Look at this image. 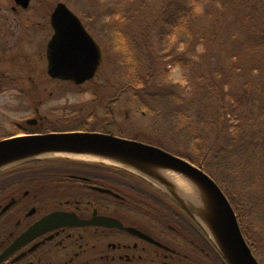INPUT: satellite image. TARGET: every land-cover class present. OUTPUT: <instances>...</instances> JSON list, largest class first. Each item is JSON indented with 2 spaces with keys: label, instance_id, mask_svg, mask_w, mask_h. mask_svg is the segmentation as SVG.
<instances>
[{
  "label": "trees",
  "instance_id": "trees-1",
  "mask_svg": "<svg viewBox=\"0 0 264 264\" xmlns=\"http://www.w3.org/2000/svg\"><path fill=\"white\" fill-rule=\"evenodd\" d=\"M64 2L69 4V0ZM77 5L83 11H76L80 15H90L95 9L111 19L108 23L112 50L117 53L113 56L114 66L118 64L120 72L125 70L129 74L130 84L124 88H128L143 111L155 115L158 108L150 107L151 101L165 95L174 97V111L168 114L174 113L179 135L194 144L196 155L165 148L160 142L154 145L190 161L218 184L236 213L246 243L264 264V255L256 248L259 244L249 238L250 230L255 232V224L246 222L245 226L247 220L243 217V189L251 187L249 177L252 174L264 183V175H257L261 169L264 173V0H78ZM198 6H204V10L200 12ZM198 46H202V54L192 66L189 57ZM207 58H216L214 71L210 78L207 71H196L192 77L193 98L186 100L180 96L175 85L165 87L167 65L177 64L195 71ZM234 78L241 80L244 90L251 86L260 90L259 100H250L243 93L238 95ZM252 114H258L255 118L261 123L248 131ZM107 126L110 125H88L73 131H97L153 144L151 139L145 140L135 132L109 130ZM77 168L71 172L91 177L101 167ZM221 176H226L228 182ZM230 177L237 178L236 186ZM160 204L171 212L162 199ZM169 214L172 230L162 235L174 239L178 253L174 255V264H226L190 218L175 211Z\"/></svg>",
  "mask_w": 264,
  "mask_h": 264
},
{
  "label": "rangeland",
  "instance_id": "rangeland-1",
  "mask_svg": "<svg viewBox=\"0 0 264 264\" xmlns=\"http://www.w3.org/2000/svg\"><path fill=\"white\" fill-rule=\"evenodd\" d=\"M9 1L0 0V6L8 7L7 3ZM77 1L69 0L68 7L75 12L78 10V12L83 13L80 10L81 7L77 5ZM57 3H64V0H34L29 11L12 12V61L15 60L14 55L15 57H26L31 63L34 73L32 75L31 70L27 80L23 83L20 82V84L16 83V81L12 82V84H9L7 81L0 82V137H3L5 134L7 135V132H12L13 134L20 131V128H28V126H25L26 120L28 122L35 121L33 125H29L35 131L34 133H39L37 131H40V128L47 129L48 132H55L78 129L82 124L98 128L102 127V125H110L106 127L109 130L120 128L127 131H136L141 138L145 140L146 138L151 139V143L153 144L160 142L161 146L165 148H172L174 151L182 154L196 155L194 153V144L192 145V142L190 143L184 135H179L174 119L168 114L171 110L174 111L173 96L165 95L161 99L156 98L151 101L150 107L158 108V112L155 115H151L148 112L149 110L143 111L141 106L135 102V99H132L128 88H124L130 84L131 79L125 70L120 72L118 64L114 66L113 56L117 53L112 50V35L111 31H109L111 24L108 23L111 19L106 15H99L95 9L91 10L92 15H90L93 18V23H90V27L99 35V38L106 39L108 48L107 59L103 62V68L98 76L93 80V85L86 84L82 87H71L69 85H55L52 82L45 81L46 79L42 74L45 71L44 61L40 59L39 55H42L43 45L49 39L48 15ZM198 7L200 12L204 10V6ZM100 20L104 21L100 22ZM0 23L3 26V22ZM5 29L9 30L7 27ZM21 29L22 31L29 30L22 35L20 33ZM14 45L16 46L14 47ZM201 48L202 46L196 47L194 53L189 57L192 66L199 61V55L202 54ZM234 58H236V55ZM215 61L216 58H207L195 71H193L194 69H182L178 65H168L165 87L174 88L175 85L178 94L186 100H190L193 98L192 92L195 87V80L192 77L195 76L196 71H207V77L210 78L214 71L212 68L216 65ZM5 69L7 70L8 67H5ZM9 70L6 71V74L12 73V76H18L16 79L22 78L21 76L26 75L25 72H27L26 68L20 70L12 68L11 72ZM37 76L41 77L35 79ZM236 78H234V85L238 86L237 94L243 93L245 96H249L250 100L257 102L260 90H256L253 86L244 90V86L240 85L241 80H237ZM191 80L193 83H191ZM123 89L125 92L121 91ZM226 89L228 91V87ZM208 104L210 106L209 101ZM36 109L38 110L37 112H35ZM111 110H114V114ZM142 112H144V115H142ZM252 115V120L246 127L248 131L251 128L260 126L259 124L261 123L258 117L255 118L258 114ZM228 122L233 123L231 118H228ZM16 125L18 126L16 127ZM207 129L209 128L207 127ZM20 135L22 134H18V136ZM32 159L38 160L36 161L38 162L37 166L28 175V178L32 180L45 178L48 170H50L49 166L54 159L92 164L85 160L64 156L63 154H39L1 166L0 176L11 175L12 172L17 171V169H14L15 165L27 160L32 161ZM92 165L104 166V168L106 166L109 167V165L102 163H93ZM262 171V169L259 170L257 175H264ZM128 173L134 175L130 171ZM135 175L138 176L136 180L138 182L141 181V177L138 174ZM221 177L224 181L226 179V182H228L226 176L225 178L224 176ZM230 178H234L233 184L236 186L237 178ZM249 184L250 188L243 189L245 196L243 217L247 220L245 222L255 224V232L250 231L249 238L254 243L259 244V247H261L260 252L264 254V190L262 191L259 188L264 187V183L263 179L256 180V177L251 174ZM237 201L238 199H236ZM46 205L48 206V202H46ZM168 206L172 207L170 204ZM44 208L45 205L42 206V209ZM177 214L180 215L178 212ZM174 222L176 221L174 220ZM85 236L87 242L96 245L94 253L97 252L99 254L100 250L105 249L104 245H100V240L98 241L89 233H85ZM166 243L169 244L170 241H166ZM115 254L112 252L108 253V255L102 257V260L98 264H106V259L109 257L113 258L115 256V259H117L118 257ZM114 264L119 263L114 262Z\"/></svg>",
  "mask_w": 264,
  "mask_h": 264
},
{
  "label": "water",
  "instance_id": "water-1",
  "mask_svg": "<svg viewBox=\"0 0 264 264\" xmlns=\"http://www.w3.org/2000/svg\"><path fill=\"white\" fill-rule=\"evenodd\" d=\"M28 1L15 0L23 7H26ZM51 20L55 34L48 46V74L52 78L70 80L76 84L92 78L101 61L98 46L85 32L78 19L64 5L57 6ZM64 152L119 156L143 164L179 171L202 186L209 194L213 206L210 230L215 240L217 238L219 241V246L228 263L257 264L240 235L236 218L228 201L216 184L198 168L161 150L97 133L26 136L0 142V167L39 154H62ZM168 194L194 220H198L194 208L187 205L177 194H172L170 191ZM53 223L86 225L92 222L80 223L73 216L53 214L40 222L31 232L44 230L48 224ZM103 225L113 226L118 223L106 220ZM11 250L12 247L9 251Z\"/></svg>",
  "mask_w": 264,
  "mask_h": 264
},
{
  "label": "flooded vegetation",
  "instance_id": "flooded-vegetation-1",
  "mask_svg": "<svg viewBox=\"0 0 264 264\" xmlns=\"http://www.w3.org/2000/svg\"><path fill=\"white\" fill-rule=\"evenodd\" d=\"M7 6H0V22H3V26L0 23V82L7 81L12 84V73L6 74V71L10 69L11 72L12 70V4L10 1ZM5 67L8 69L6 70ZM14 177L12 175L0 176V213L7 205H11L5 213L0 214V256L35 222L32 221L36 214H26L27 209L32 208V201H27L28 192H21L22 184H17ZM85 233L100 240V245H104L105 249L100 250L99 254L94 253L96 245L87 242ZM50 235L51 239H46ZM96 235L101 238L106 236V238L99 239ZM112 236L119 240L124 234L116 232L113 235L111 230L96 227L59 229L26 243L0 264H98L102 257L110 252H119L118 258L109 257L106 259V264H114V262L123 264L125 260H129L128 249L139 247V242H134L132 246H129L127 239H120L123 241L118 242V240L113 241ZM122 249L126 253H123ZM133 259L139 261L142 257L133 255Z\"/></svg>",
  "mask_w": 264,
  "mask_h": 264
},
{
  "label": "bare ground",
  "instance_id": "bare-ground-1",
  "mask_svg": "<svg viewBox=\"0 0 264 264\" xmlns=\"http://www.w3.org/2000/svg\"><path fill=\"white\" fill-rule=\"evenodd\" d=\"M64 156L81 159L89 163H102L113 167L126 169L134 174H138L144 179L162 187L172 194H177L187 205L194 207L196 217L207 232L212 235L211 223L213 206L211 198L207 191L198 183L185 177L179 171L174 169H162L159 166L143 164L136 160L123 158L119 156H103L92 153H62ZM61 154V155H62ZM57 155V154H52ZM15 162V161H13ZM219 245V241L216 238ZM260 252V251H259Z\"/></svg>",
  "mask_w": 264,
  "mask_h": 264
}]
</instances>
